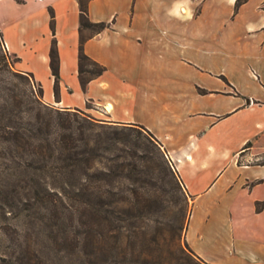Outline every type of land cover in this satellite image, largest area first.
I'll return each mask as SVG.
<instances>
[{
  "label": "crops",
  "instance_id": "crops-1",
  "mask_svg": "<svg viewBox=\"0 0 264 264\" xmlns=\"http://www.w3.org/2000/svg\"><path fill=\"white\" fill-rule=\"evenodd\" d=\"M234 1L223 0L226 14H213L239 22L244 34L223 77L183 60L191 41L177 24L194 17L162 15L149 0H89L90 18L108 23L89 34L80 29L79 0H0V31L46 103L154 133L192 200L185 239L201 258L264 264V206L257 207L264 201V0H246L230 15ZM82 35L84 51L106 66L85 85Z\"/></svg>",
  "mask_w": 264,
  "mask_h": 264
},
{
  "label": "rangeland",
  "instance_id": "rangeland-1",
  "mask_svg": "<svg viewBox=\"0 0 264 264\" xmlns=\"http://www.w3.org/2000/svg\"><path fill=\"white\" fill-rule=\"evenodd\" d=\"M149 1L151 9L157 13L162 11V15L173 13L194 17L186 23L177 24L183 41H191V46L186 47L183 60L195 65L199 72L205 70L211 77H223V68H227L229 62L232 64V57L238 54L244 37L239 22L233 23L227 18L223 21V18L213 16L227 13L221 8L223 0H179V9L172 11L167 10V5L174 0ZM245 1L235 0L230 15L238 14ZM93 31L94 28L85 27L84 34ZM0 52L7 53L11 69L21 71L17 57L4 46L1 31ZM178 64V72L182 75L190 71L185 64L177 61ZM10 67L0 56V264H140L134 260L135 256L124 257L126 244L130 245L134 254L143 247L151 250L156 255V261L151 264H162L165 256L173 264H180L188 256L187 253L201 262L205 261L197 256L185 239L192 200L184 191L177 174L174 176L166 168L169 159L163 148L162 171L150 167L153 160L143 165L140 158H131L144 171L138 169L134 172L131 169L133 173L127 177L118 172L110 185L106 175H102L100 183L104 188L111 186L116 190V194H97L96 198L100 214L112 220L109 243L113 249L110 255L105 256L101 251L85 253L78 244L66 242L62 234L75 227L67 217L69 205L75 200L76 194H34L31 188L33 183L52 179L48 171L35 168L47 158L40 162L30 149L7 145L8 133H4L5 124L11 120L6 113H12L15 123L32 126L34 119L30 118V114L33 108L40 105L41 119L49 120L51 105L44 100L41 104L35 100L39 83L32 75H15ZM189 74L195 78L200 77L194 70ZM20 98L21 101H17ZM86 112L101 122L93 113ZM48 135L51 134L44 136ZM142 141L145 142L146 138L143 137ZM112 154L113 151L104 153L93 164L98 168L108 167L113 163L109 159ZM147 154L152 155V150L147 151ZM154 181L162 185V188H156L152 184ZM134 187L142 194H134ZM147 196L152 197L150 201L133 202L135 198ZM134 211L139 216L132 217ZM181 222L185 224L182 231L179 230ZM137 231L141 232L136 235ZM181 245L186 251L180 249ZM20 248L23 249L22 253ZM19 254H23V258H16Z\"/></svg>",
  "mask_w": 264,
  "mask_h": 264
},
{
  "label": "trees",
  "instance_id": "trees-1",
  "mask_svg": "<svg viewBox=\"0 0 264 264\" xmlns=\"http://www.w3.org/2000/svg\"><path fill=\"white\" fill-rule=\"evenodd\" d=\"M79 2L81 30L88 27L94 28V31H100L108 25L106 21H94L90 18L89 0H79ZM84 39L85 36L82 35L79 72L81 81L85 85L91 77L101 74L106 66L84 51ZM0 56L10 67L7 53L0 52ZM51 66L55 76L58 77L59 69L55 47L51 50ZM11 72L15 75L24 76V73L32 75L29 72L13 69ZM35 100L39 104L43 100V88L40 84ZM17 101H21V98ZM50 110L51 118L42 120V108L40 105L34 107L30 114V118L34 119L32 126L21 122L15 123L12 120V113H6V116L11 119L4 127V133H8L6 143L11 147L30 149L40 162L47 158L44 163L35 166V168L48 171L52 179L45 182L37 180L33 183L31 188L34 194H76L75 200L69 205L70 211L67 217L75 227L65 230L62 238L69 244H78L82 248V252L92 254L94 251H101L102 254L108 256L113 249L109 243L112 220L107 215L100 214L96 198L97 194H116V190L111 186L104 188V185L100 183L102 175H106L108 185L111 184L118 172L125 177L131 175L133 171L136 172L135 170L140 169L136 160H131V158H140L142 164L153 160L150 167L159 168L162 171V146L154 133L141 123L98 122L80 108L72 110L51 105ZM47 134L51 135L44 136ZM143 137L146 138L145 142L142 141ZM141 148L142 150H140ZM149 150H152V155L147 154ZM109 151H113V154L109 156L113 163L106 168L96 167L93 163L97 157L103 156ZM165 165L169 172L175 176L176 172L171 163L166 161ZM140 170L144 171L142 168ZM152 184L156 188H162V185H158L155 181ZM132 189L134 194H142L138 188ZM151 198V196L142 199L138 197L133 202H146ZM263 206L264 201L259 202L257 207L261 209ZM131 215L132 217L139 216L135 211ZM184 228L185 224L181 222L179 230L182 231ZM139 232L141 231H137L136 235ZM143 248L134 254L130 245L126 244L124 257L133 258L135 256L134 260L140 264L141 262L154 263L156 255L151 250ZM180 249L186 251L182 245ZM20 250L22 253L23 249L20 248ZM187 255L180 264H210L205 261L201 262L190 253ZM197 256L201 258L199 255ZM16 258H23V254L17 255ZM161 263L173 264L166 256L162 258Z\"/></svg>",
  "mask_w": 264,
  "mask_h": 264
},
{
  "label": "built area",
  "instance_id": "built-area-1",
  "mask_svg": "<svg viewBox=\"0 0 264 264\" xmlns=\"http://www.w3.org/2000/svg\"><path fill=\"white\" fill-rule=\"evenodd\" d=\"M4 46L7 48V43H6V41L4 40Z\"/></svg>",
  "mask_w": 264,
  "mask_h": 264
},
{
  "label": "bare ground",
  "instance_id": "bare-ground-1",
  "mask_svg": "<svg viewBox=\"0 0 264 264\" xmlns=\"http://www.w3.org/2000/svg\"><path fill=\"white\" fill-rule=\"evenodd\" d=\"M110 106V105H109ZM110 109V108H109Z\"/></svg>",
  "mask_w": 264,
  "mask_h": 264
}]
</instances>
